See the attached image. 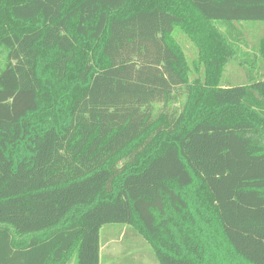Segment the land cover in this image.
I'll use <instances>...</instances> for the list:
<instances>
[{
	"label": "trees",
	"instance_id": "16d2710c",
	"mask_svg": "<svg viewBox=\"0 0 264 264\" xmlns=\"http://www.w3.org/2000/svg\"><path fill=\"white\" fill-rule=\"evenodd\" d=\"M243 22L264 0H0V264H103L109 225L155 264H264V36L220 84Z\"/></svg>",
	"mask_w": 264,
	"mask_h": 264
},
{
	"label": "rangeland",
	"instance_id": "374dc122",
	"mask_svg": "<svg viewBox=\"0 0 264 264\" xmlns=\"http://www.w3.org/2000/svg\"><path fill=\"white\" fill-rule=\"evenodd\" d=\"M244 1V0H243ZM248 1V0H247ZM234 8H236L234 6ZM228 11V10H227ZM230 13H235L237 10L230 9ZM242 25H237V28H244L245 39L247 44L250 46L248 49L245 46H242V51H245L244 56H234L231 57L230 61L226 65L224 72L221 77V85H226L228 83L234 85L240 84H249L247 71H252L256 78L260 72L259 66V55L257 51H255L254 46H256L259 42V39L264 36V23L255 24V22H243ZM254 27V28H250ZM255 30L254 32H250L247 30ZM178 41L184 46L187 58L189 63L191 64L197 58V49L195 50L194 45L188 40L185 36H183L180 32L176 31L175 33ZM251 60H254L253 62ZM262 72H264V65L262 67ZM205 67L201 66L199 72L194 76V79L197 76H202L201 79L204 78ZM249 93L259 104H264V96L254 92L249 88ZM184 102V98H182L178 104L182 105ZM191 197H193V193H191ZM116 227V228H113ZM112 229V230H111ZM104 231H108L110 233V237H112L113 242L104 244L106 241L105 233L103 232L102 239V254H103V264H155L157 263L154 257V252L151 246L140 236L138 235L132 228H123L119 225H109L104 227ZM134 235L137 239H134ZM226 248L224 245H222ZM72 264H76V257H74ZM210 263V262H209ZM214 264H223L220 262L219 258L213 260ZM224 264H239L235 258L228 257ZM243 264V263H242Z\"/></svg>",
	"mask_w": 264,
	"mask_h": 264
},
{
	"label": "crops",
	"instance_id": "0c3cea01",
	"mask_svg": "<svg viewBox=\"0 0 264 264\" xmlns=\"http://www.w3.org/2000/svg\"><path fill=\"white\" fill-rule=\"evenodd\" d=\"M108 239H112L110 236H108ZM113 242V240H110V242L109 243H112ZM108 243V244H109ZM102 247H103V245H102ZM102 247H101V254H102ZM103 255V254H102Z\"/></svg>",
	"mask_w": 264,
	"mask_h": 264
}]
</instances>
